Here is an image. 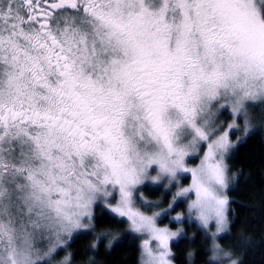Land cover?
Listing matches in <instances>:
<instances>
[{
  "label": "snow or ice",
  "instance_id": "snow-or-ice-1",
  "mask_svg": "<svg viewBox=\"0 0 264 264\" xmlns=\"http://www.w3.org/2000/svg\"><path fill=\"white\" fill-rule=\"evenodd\" d=\"M262 133L264 0H0V264H264Z\"/></svg>",
  "mask_w": 264,
  "mask_h": 264
},
{
  "label": "trees",
  "instance_id": "trees-1",
  "mask_svg": "<svg viewBox=\"0 0 264 264\" xmlns=\"http://www.w3.org/2000/svg\"><path fill=\"white\" fill-rule=\"evenodd\" d=\"M235 163L237 167H243L245 175H251L254 179L246 185H241L238 189L240 195L232 193L233 197L240 200L242 207L233 204L234 214L230 217L233 223L230 224L231 239H226L224 243H239L242 239L252 237L259 239L264 235V184H261V174H264V133L250 140L236 153ZM150 199L156 197L150 196ZM194 229L189 230V235ZM184 245H181L183 247ZM79 244H74L72 250H78ZM137 254L132 250H125L119 255L107 257L101 255L102 261L116 259L119 264H135ZM258 259V257H257Z\"/></svg>",
  "mask_w": 264,
  "mask_h": 264
},
{
  "label": "rangeland",
  "instance_id": "rangeland-1",
  "mask_svg": "<svg viewBox=\"0 0 264 264\" xmlns=\"http://www.w3.org/2000/svg\"><path fill=\"white\" fill-rule=\"evenodd\" d=\"M189 182H190V180H189ZM186 207V206H185Z\"/></svg>",
  "mask_w": 264,
  "mask_h": 264
}]
</instances>
